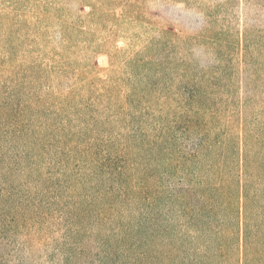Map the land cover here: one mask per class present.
<instances>
[{
	"label": "rangeland",
	"instance_id": "obj_1",
	"mask_svg": "<svg viewBox=\"0 0 264 264\" xmlns=\"http://www.w3.org/2000/svg\"><path fill=\"white\" fill-rule=\"evenodd\" d=\"M250 1L0 0V58L9 54L19 71L31 63L44 71L64 64L66 70L56 97L46 88L49 80L36 87V96H47L43 105L31 104L14 119L0 104V264H224L215 250L224 236L213 226L222 223L226 235L237 216L229 222L221 211L203 212L189 220L152 195L171 136L164 129L169 115L153 95L168 89L165 73L187 90L185 81L194 85L209 65L224 73L229 63L232 86H221L197 117L180 118L172 136L185 148L209 138L204 157L183 170L204 174L208 182L223 179L237 145H255L259 170L245 220L260 224L264 240V0ZM216 13L222 23L209 25L208 15ZM24 19L28 30L20 25ZM216 28L225 60L201 45ZM166 32L194 38L174 48L176 69L156 66L153 58L152 47L168 38ZM242 41L254 54L247 58L251 91L260 92L248 103L246 132L227 118L232 109L226 104L231 92L230 107L238 109L243 94ZM8 71L0 66V102ZM227 77L220 75V83ZM105 154L116 158L111 169L95 163ZM166 244L176 246L169 256Z\"/></svg>",
	"mask_w": 264,
	"mask_h": 264
},
{
	"label": "trees",
	"instance_id": "obj_2",
	"mask_svg": "<svg viewBox=\"0 0 264 264\" xmlns=\"http://www.w3.org/2000/svg\"><path fill=\"white\" fill-rule=\"evenodd\" d=\"M241 2L246 6L251 5L250 0H241ZM225 5L220 4L217 7L220 6L223 8ZM217 21L220 22L217 13L216 15H208L209 25L211 23L217 24ZM21 23V27H25L26 30H28L27 28L31 25L26 19ZM242 29L243 33L244 27H242ZM213 30L209 39H203L204 41L200 40L204 43L201 45L203 50L214 59L217 60V58H222L225 60V57L223 58L224 41L220 36L221 32L219 28ZM166 33L169 34L167 39L154 43L152 47V53L154 54L153 58L156 66L158 64H164L163 67L167 68V70L168 67L176 69L175 60L177 58V52L174 48L176 45H180L181 47L183 41L184 44L187 43V41L192 43V39L194 38L183 37L172 32ZM8 47L10 50L13 49V45H9V43ZM160 49L163 50L162 53L159 52ZM257 54L260 55L261 52H257ZM253 55L251 47L246 45L245 41H242L240 57L238 58L239 60L237 59V64H239L240 85L243 93L242 96L237 99V106L239 104V108L234 109L230 107L234 100V94L229 92L226 97L227 107L232 109L227 110V113H229L227 114V118L231 120L233 117L234 121L238 120L244 132H246L247 115L249 114L248 103L254 99L258 101V95L260 93L257 92V89L251 91L255 89V86L250 78L249 69L251 64L249 65L247 58L251 61V56L253 58ZM10 58L11 56L9 54H5L0 58V66L6 65L9 70L6 77L5 94H2L1 98L3 101L0 102V104L1 107L10 112L15 119L19 115H23L25 110L27 111L29 108H32L31 104L41 106L47 101V96H36L35 91L36 87L43 83V79L49 80L50 82L46 86L47 89H51L50 97H56L58 91L62 88L61 81L64 78V74H66V70H63L64 64L58 69L50 66L49 70L44 71L40 64L31 63L19 71L17 64L9 62L11 61ZM172 63L174 65H172ZM251 63L253 64L254 60ZM231 65V63L226 65L224 73L222 70H219L216 65H209L203 70L202 76L200 75V77H198L199 80L194 82V85H189L192 83L185 81V86L189 87L187 90L183 89L184 86L182 83H179V77H175L177 79L176 82L175 79L172 80L169 78L172 74L165 73L164 77L166 78L164 81L168 82V80H170L168 89L162 91L160 87L154 90L153 97H160L162 111L160 112H165V114L169 115L170 123H166L164 129H166L171 136L168 137L169 142H167V145L163 147L164 156L161 160V167L157 175H155L156 185H153L154 190L152 195L155 196L156 194L158 197L161 195L160 199L165 202L168 211L176 210L177 213V207H179V212H183L184 216H187L189 220H195L196 216L201 215L203 212L217 216L221 211L226 220L232 215L235 219L237 216V225L236 222H230L232 220L229 218V221L228 219L230 226L228 227L226 235V228L222 226V223L220 224V222L217 221L218 223L213 226L217 235L221 237L224 236V240L221 243L217 242L216 252L222 257L224 264H264V240H262V234L261 231H259L260 224H253L245 220V213L246 210L250 208L249 204L251 203L252 197L251 191L253 190V186L251 182L255 173L259 170L257 160L254 159V154L257 151L255 145L248 148L246 141L245 143L242 142V149H239L237 145V157L233 159L229 166L227 165L223 179L220 181L208 182L204 174L197 175L195 173L194 175L188 172L183 175V170L185 166H189V163L199 161L204 157L201 150L210 145L209 138H204L202 136L194 147L185 148V145L177 147L174 141L175 139L172 136L177 127L175 125L180 118L186 115L197 117L207 101L217 98L214 94L215 92L219 94L221 86H226L227 88L232 86L231 83L229 84L230 78H228L226 74L228 67ZM220 75H223V78L225 76L227 77V83H220ZM262 85L264 86V82ZM261 92L264 93V89ZM259 104L264 106V96ZM233 105L236 107L235 104ZM190 106L192 108H190ZM183 108L184 111H181L180 109ZM192 110L193 115L190 114ZM187 118L188 117L184 118L186 130L189 127L187 126ZM167 124L169 125L167 126ZM156 137L159 138L158 136ZM107 156L108 155L105 154V156L100 157L98 161L95 159V163L97 162V164L104 169H111L113 166L111 164H114L116 158L112 157V160ZM207 166H214L212 158L207 160ZM203 180L207 181L209 185H204ZM198 185L200 188L195 190ZM144 192L142 186L139 193L143 195ZM193 197L198 200L195 205L191 203V198ZM192 202L194 203V201ZM217 238L218 237H216V239ZM227 239H230L229 243H231V245L229 246H227L225 242ZM175 248L176 246L174 245L170 246L166 244V255L169 256L172 254ZM234 257L237 258V261L234 260Z\"/></svg>",
	"mask_w": 264,
	"mask_h": 264
}]
</instances>
